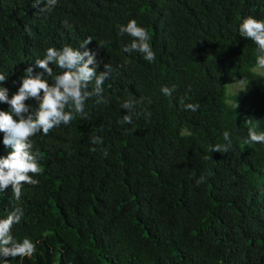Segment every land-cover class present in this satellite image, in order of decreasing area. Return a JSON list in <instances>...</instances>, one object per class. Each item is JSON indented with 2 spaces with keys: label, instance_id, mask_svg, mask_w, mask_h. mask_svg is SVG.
Wrapping results in <instances>:
<instances>
[{
  "label": "trees",
  "instance_id": "1",
  "mask_svg": "<svg viewBox=\"0 0 264 264\" xmlns=\"http://www.w3.org/2000/svg\"><path fill=\"white\" fill-rule=\"evenodd\" d=\"M42 6L0 0V74L7 76L0 87L11 98L28 67L43 71L35 60L47 48H79L92 38L85 47L96 52L97 72L111 65L103 85L108 102L92 97L87 119L76 114L31 138L39 182L23 185L18 200L11 185L0 192V218L22 209L11 234L36 250L0 257V264H264V144L244 143L249 128L264 133V75L251 70L257 46L239 34L244 18L264 20V0H58L51 12ZM132 19L147 30L154 62L124 51L131 37L118 28ZM232 77L245 85L227 96ZM173 85L171 96L162 94ZM141 97L132 123L122 124L123 101ZM25 103L27 118L39 102ZM0 111L10 105L0 102ZM225 131L228 152L210 153L228 143ZM93 136L102 143L92 144ZM3 137L0 157L12 151Z\"/></svg>",
  "mask_w": 264,
  "mask_h": 264
},
{
  "label": "clouds",
  "instance_id": "2",
  "mask_svg": "<svg viewBox=\"0 0 264 264\" xmlns=\"http://www.w3.org/2000/svg\"><path fill=\"white\" fill-rule=\"evenodd\" d=\"M32 3L37 7L43 5L40 11L51 12L57 6L58 0H32ZM62 24L65 28L71 29L67 20H64ZM118 34L131 37V42L124 47L125 52L140 53L149 63L155 61L156 55L149 43L150 36L144 27L137 24L136 20L132 19L127 24L120 25ZM239 34L251 39L257 46L260 55L256 58V65L257 68L264 69V20H258L253 16L244 18L239 24ZM91 41L92 38L86 39L79 48L71 46H64L61 49L47 48L44 58L35 60V66L43 71L33 74V67H28L18 91L11 98L8 96V89L0 87V102L10 105V111H0V132L4 133L3 144L12 149L7 156L0 157V192H5L11 185L13 194L18 200L23 185L38 184L39 181L33 177L40 174L41 168L39 152L33 151L31 142L33 136L41 132L47 135L52 129L62 124H70L76 114L87 119L85 103L92 97L97 98V103L108 102L103 96V85L110 77L111 65L105 64L104 71L97 72L99 62L96 52L85 47ZM80 48L85 50L81 51ZM50 63L59 66L63 71L59 74L54 73L53 68L49 66ZM45 73L53 83L48 82ZM6 78V75L0 74V82H4ZM90 84L91 89H89ZM174 89L175 85L171 88L164 86L161 91L163 95L171 96ZM29 98L36 99L39 107L25 118L24 113L29 112L25 101ZM142 100L143 97L139 101L134 98L123 101L121 107L126 109L128 114L123 116L122 124L132 123V113ZM198 107V104L186 105V108L193 112ZM237 107L238 104L235 105V108ZM13 114L20 119L15 120ZM146 115L150 117L151 114ZM223 139L228 143L212 145L208 151L227 153L231 146L227 131L223 133ZM90 142L101 144L102 140L99 136H93ZM244 143L246 145L264 144V133H257L249 128L248 138ZM103 154L108 155L107 151ZM204 180V177H200L196 183H202ZM23 215V210L16 208L6 218H0V257H31L35 252V244L30 239L16 241L11 234L13 225L18 224Z\"/></svg>",
  "mask_w": 264,
  "mask_h": 264
},
{
  "label": "rangeland",
  "instance_id": "3",
  "mask_svg": "<svg viewBox=\"0 0 264 264\" xmlns=\"http://www.w3.org/2000/svg\"><path fill=\"white\" fill-rule=\"evenodd\" d=\"M252 71L258 73V74H261V75H264V69H260V68H257V65L253 66L251 68ZM245 85V82L244 81H241L237 78H229L226 80L225 82V94L227 96H230L234 93H236L238 90L242 89ZM228 104H232L231 101L227 100Z\"/></svg>",
  "mask_w": 264,
  "mask_h": 264
}]
</instances>
